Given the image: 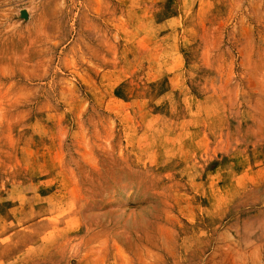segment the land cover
Here are the masks:
<instances>
[{
    "label": "rangeland",
    "instance_id": "rangeland-1",
    "mask_svg": "<svg viewBox=\"0 0 264 264\" xmlns=\"http://www.w3.org/2000/svg\"><path fill=\"white\" fill-rule=\"evenodd\" d=\"M0 264H264V0H0Z\"/></svg>",
    "mask_w": 264,
    "mask_h": 264
}]
</instances>
